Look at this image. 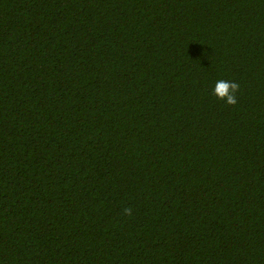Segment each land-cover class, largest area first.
<instances>
[{
	"label": "trees",
	"instance_id": "1",
	"mask_svg": "<svg viewBox=\"0 0 264 264\" xmlns=\"http://www.w3.org/2000/svg\"><path fill=\"white\" fill-rule=\"evenodd\" d=\"M0 264H264V0H0Z\"/></svg>",
	"mask_w": 264,
	"mask_h": 264
},
{
	"label": "clouds",
	"instance_id": "2",
	"mask_svg": "<svg viewBox=\"0 0 264 264\" xmlns=\"http://www.w3.org/2000/svg\"><path fill=\"white\" fill-rule=\"evenodd\" d=\"M239 84L234 81H217L213 95L220 101L225 102L229 106H235L237 103L236 94L239 91ZM125 214H130L131 209H124Z\"/></svg>",
	"mask_w": 264,
	"mask_h": 264
}]
</instances>
